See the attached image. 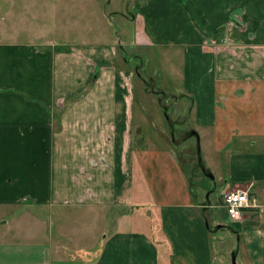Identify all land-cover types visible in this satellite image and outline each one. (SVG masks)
Returning a JSON list of instances; mask_svg holds the SVG:
<instances>
[{"label":"crops","instance_id":"obj_1","mask_svg":"<svg viewBox=\"0 0 264 264\" xmlns=\"http://www.w3.org/2000/svg\"><path fill=\"white\" fill-rule=\"evenodd\" d=\"M21 1L19 9L31 10V0ZM2 5L3 21L13 3ZM96 14L106 15L101 7ZM15 16L0 27L1 223L14 209L113 210L150 193L162 226L158 233L142 218L133 228L125 212L98 248L71 252L62 239L18 241L0 231V264H214L213 228L232 233L239 264H264V0H137V29L125 46L181 56V69L168 70L174 103L162 109L181 128L189 120L202 142V158L187 172L161 146L166 136L153 115L158 137L146 135L134 79L147 81L119 56L128 48L117 46L115 32L57 42ZM136 171L148 189H133ZM235 189H248L258 207L232 222L221 199Z\"/></svg>","mask_w":264,"mask_h":264},{"label":"rangeland","instance_id":"obj_2","mask_svg":"<svg viewBox=\"0 0 264 264\" xmlns=\"http://www.w3.org/2000/svg\"><path fill=\"white\" fill-rule=\"evenodd\" d=\"M11 1L13 7L3 10L2 13L7 14V17L3 21L0 18V27L3 25L9 27L11 16H13V19H17L15 15H24L28 21H31V25L42 26L46 39H54L57 42H61V40L79 41L80 39L104 41L110 37V34L113 35L111 32H115L116 36L112 38L115 37L117 40V46H125L124 43H129V46H131L130 43L134 40L135 30L137 29V20L132 19L131 16L135 13L137 0H31L32 8L31 10L28 8L26 12L19 9L22 3L21 0ZM2 4L3 0H0V13L4 8ZM100 7L106 14L104 17L96 14ZM9 13H11L10 16H8ZM31 15H36L37 18L35 16L31 17ZM4 37L6 35L0 32V39ZM126 51H128L127 54L119 52V56L122 54L125 58L127 57L129 69L141 73L147 81L144 83L137 76L134 79L136 86L134 90L136 93L135 106L141 109L142 113L144 111L146 135H150L153 140L158 137L157 128L153 126L149 119V116L153 115L160 122V132H163L162 134L166 136L164 142L160 141L166 145L161 146L170 147L187 172L192 164L198 165L199 160L202 158V142L200 138L191 135L193 130L188 128L189 120L181 128L180 125L169 122L168 112L165 111L164 114L162 109L164 106L174 103L171 91L175 83L170 80L171 75H169L168 70L171 68V63L174 64L175 69H181L180 54L173 49L166 50L163 48L129 47ZM158 65L160 70L156 69ZM149 78L152 80H149ZM143 89H148V92L146 94L142 93ZM157 106H161V112L160 110L159 112L154 110V108L158 110ZM143 147H150V145ZM142 180V177L136 171L134 181L132 178V186L135 191L148 189ZM129 191H131V187H129ZM143 196V198L131 196L130 201H132V204L129 207L113 210L104 208L94 211L85 207L50 208L45 204L27 209L31 213H21L18 212L21 210L14 209V214H10L9 220L3 218L5 221L3 224L0 220V231H5L10 239L18 241H44L48 239L49 242L54 243L62 239V242L67 244L68 249H70L66 250L68 252L78 248L95 249L99 247L104 234L109 233L115 227V216L129 212L135 217L132 221L134 223L133 228H140L139 224L144 218L150 224L152 230L159 233L158 229L162 226L159 221V211L154 210L152 206H148L150 204V193ZM211 196L214 197L213 194ZM212 210L211 214L212 212L216 213L224 221L223 210ZM224 233L221 237L222 232H216L213 228L212 237L214 239L211 241L216 255L214 264H233L231 256L234 251L231 248L233 242L231 236L233 235L230 231ZM235 262L237 261L235 260ZM236 264H239V262Z\"/></svg>","mask_w":264,"mask_h":264},{"label":"built area","instance_id":"obj_3","mask_svg":"<svg viewBox=\"0 0 264 264\" xmlns=\"http://www.w3.org/2000/svg\"><path fill=\"white\" fill-rule=\"evenodd\" d=\"M212 43L214 42L212 41ZM226 43L227 42L224 41L223 44ZM221 201V204L227 213L228 219L232 222H236L241 218L243 209L258 207L256 198L250 194L248 189H235L227 191L223 194Z\"/></svg>","mask_w":264,"mask_h":264},{"label":"water","instance_id":"obj_4","mask_svg":"<svg viewBox=\"0 0 264 264\" xmlns=\"http://www.w3.org/2000/svg\"><path fill=\"white\" fill-rule=\"evenodd\" d=\"M191 134H194V135H196V132H195V131H192V132H191ZM232 262H233V264H236V262H235V255H234V253L232 254Z\"/></svg>","mask_w":264,"mask_h":264},{"label":"trees","instance_id":"obj_5","mask_svg":"<svg viewBox=\"0 0 264 264\" xmlns=\"http://www.w3.org/2000/svg\"><path fill=\"white\" fill-rule=\"evenodd\" d=\"M62 49H66V48H62Z\"/></svg>","mask_w":264,"mask_h":264}]
</instances>
